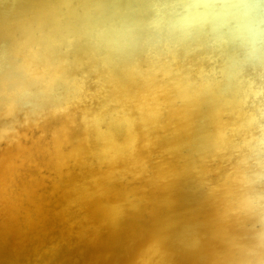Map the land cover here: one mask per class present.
Returning <instances> with one entry per match:
<instances>
[{"label":"bare ground","instance_id":"6f19581e","mask_svg":"<svg viewBox=\"0 0 264 264\" xmlns=\"http://www.w3.org/2000/svg\"><path fill=\"white\" fill-rule=\"evenodd\" d=\"M0 264H264V0H0Z\"/></svg>","mask_w":264,"mask_h":264}]
</instances>
